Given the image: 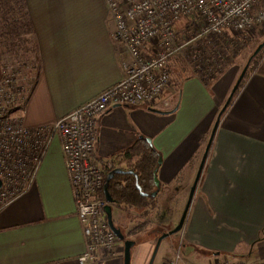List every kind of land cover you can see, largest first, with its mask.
I'll use <instances>...</instances> for the list:
<instances>
[{"label":"crops","instance_id":"crops-1","mask_svg":"<svg viewBox=\"0 0 264 264\" xmlns=\"http://www.w3.org/2000/svg\"><path fill=\"white\" fill-rule=\"evenodd\" d=\"M27 4L39 67L22 117L26 127L37 128L94 99L125 74L106 0ZM235 69L212 83L200 77L185 80L178 95H168L171 106L162 113L116 106L98 119V163L112 161L116 169L130 171L134 162L126 152L148 140L160 157L151 205L139 209L114 201L111 206L115 226L136 242L131 264L150 263L159 227L144 230L142 225L151 217L159 219L161 227L178 225L214 124L236 84ZM119 242L118 256L108 264H124ZM165 247L161 264L176 250L181 252L179 264H211L216 259L264 264V56L222 115L185 226ZM84 251L56 137L34 186L0 213V264H79Z\"/></svg>","mask_w":264,"mask_h":264},{"label":"built area","instance_id":"built-area-1","mask_svg":"<svg viewBox=\"0 0 264 264\" xmlns=\"http://www.w3.org/2000/svg\"><path fill=\"white\" fill-rule=\"evenodd\" d=\"M112 38L122 48L124 79L50 125L28 128L23 113L31 83L12 66L0 80V213L27 193L54 138H58L85 239L79 264H108L119 239L108 225L104 187L112 161L94 158L98 119L116 106L167 111L171 63L189 42L180 38L182 20L200 29L195 39L245 32L264 22V0H106ZM191 43V42H190ZM25 92L27 96L25 97ZM176 250L165 264H179ZM211 264H246L216 259Z\"/></svg>","mask_w":264,"mask_h":264},{"label":"rangeland","instance_id":"rangeland-1","mask_svg":"<svg viewBox=\"0 0 264 264\" xmlns=\"http://www.w3.org/2000/svg\"><path fill=\"white\" fill-rule=\"evenodd\" d=\"M29 17L31 16L27 0H0V80L6 75L5 71L12 73L6 68L12 66L14 69L20 68L28 77V82L31 85L34 83L39 61L30 42ZM108 17H110L109 12ZM111 25L114 29L112 22ZM179 32L181 40L189 42V44L171 63V91L177 95L183 82L192 77H200L205 82L212 83L235 67L237 71L235 78L238 79L257 47L264 42V22L256 24L245 32H230L218 36L212 35L207 39H195L200 33L197 24L182 20ZM263 56L264 49L252 65L250 64L248 74L259 67ZM26 96L27 93L25 92ZM187 202L188 200L185 203L183 212ZM182 215L183 213L181 217ZM158 220L153 216L150 218L151 222H145L146 226L143 227L144 230L148 229V226H150V229L159 227L155 230L154 237L156 241L161 234L170 231L175 226L167 225L165 227L162 225L161 227ZM137 234L139 233H135L133 237ZM167 240L162 242L154 264H161L163 258H165ZM154 248L155 245L153 251ZM170 254L171 257L172 253Z\"/></svg>","mask_w":264,"mask_h":264},{"label":"trees","instance_id":"trees-1","mask_svg":"<svg viewBox=\"0 0 264 264\" xmlns=\"http://www.w3.org/2000/svg\"><path fill=\"white\" fill-rule=\"evenodd\" d=\"M258 56H256L253 61ZM253 61L251 62V65ZM251 65L249 66L248 71L250 70ZM247 74L241 83L240 88L250 73ZM141 144V147L135 145L125 154L126 158L131 159L134 162V164L131 165L132 167H130V170L134 171L138 178L136 179L132 175L115 176L110 182L109 192L114 201L118 204H129L139 209H145L148 205H151L154 194L156 193L155 178L160 157L148 141H143ZM136 181H138L141 190L138 189ZM142 226L145 227L146 224L144 223Z\"/></svg>","mask_w":264,"mask_h":264},{"label":"water","instance_id":"water-1","mask_svg":"<svg viewBox=\"0 0 264 264\" xmlns=\"http://www.w3.org/2000/svg\"><path fill=\"white\" fill-rule=\"evenodd\" d=\"M263 49H264V42L257 47V49L255 50L253 55L250 57L247 65L245 66V68L241 72L239 78L237 79V82L234 85V87H233V89H232V91H231V93H230L225 105L223 106L222 110L220 111V113H219V115L217 117V120H216V122L214 124V127H213V130H212L209 142L207 144L205 153L203 155V158H202V161H201V164H200V167H199L195 182H194V184H193V186L191 188L189 199H188L186 208H185V210L183 212V215H182L178 225L175 228L171 229L168 232L163 233L158 238L157 243H156L155 248H154L153 255L151 257V260H150L149 264H154V261L156 259V256L158 254V251L160 249V246H161L162 242L167 240L170 237H173L174 235L180 233L183 230V228L185 226V223H186V219H187L189 210H190V207H191V204H192V201H193V198H194V195H195L196 190H197L198 183L200 181L203 169L205 167V164H206V161H207V158H208V155H209V152H210V149H211V146H212L216 131H217L218 127H219V124H220V121H221V117L226 112V110L228 109L230 104L232 103L236 93L238 92V90L240 88L241 83L243 82V80H244V78H245V76H246V74L248 72V69H249V66H250L251 62L253 61V59L256 56H258L262 52ZM176 110L177 109H175L173 112H175ZM152 111L156 112V113H162L161 111H158V110H152ZM148 142L151 143L150 140H148ZM116 175H132L136 179L138 178L136 173H134V171H132V170L126 171V170H123L121 168H117L114 171H112L111 173H109L108 176H107L105 187H104L105 199H106V201L109 204H113L114 203V199L112 198V196L110 195V192H109V186H110V182L114 179V177ZM136 182H137L136 185H137L138 189L141 190V188H140V186L138 184V181H136ZM156 183H157V181H156ZM1 188H2V181L0 179V189ZM105 212H106L107 217H108V225H109V227L115 233V235L117 236L119 241H121L123 243V247H124V264H131V261H132V249L136 245V242L133 241V240L127 239L126 236L122 233L121 229H119V228H117L115 226L114 221H113L112 208H111L110 205H107L105 207Z\"/></svg>","mask_w":264,"mask_h":264},{"label":"flooded vegetation","instance_id":"flooded-vegetation-1","mask_svg":"<svg viewBox=\"0 0 264 264\" xmlns=\"http://www.w3.org/2000/svg\"><path fill=\"white\" fill-rule=\"evenodd\" d=\"M162 235V234H161Z\"/></svg>","mask_w":264,"mask_h":264}]
</instances>
